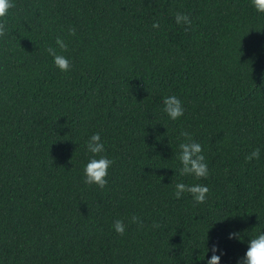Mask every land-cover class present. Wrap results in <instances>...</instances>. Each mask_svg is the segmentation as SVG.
Here are the masks:
<instances>
[{"label": "trees", "instance_id": "1", "mask_svg": "<svg viewBox=\"0 0 264 264\" xmlns=\"http://www.w3.org/2000/svg\"><path fill=\"white\" fill-rule=\"evenodd\" d=\"M13 3L0 36V264H207L213 246L237 264L264 232V13L252 0ZM172 95L185 109L175 121ZM185 131L207 177L180 174ZM96 133L114 161L104 188L84 182ZM177 183L206 185L207 199H177Z\"/></svg>", "mask_w": 264, "mask_h": 264}, {"label": "clouds", "instance_id": "2", "mask_svg": "<svg viewBox=\"0 0 264 264\" xmlns=\"http://www.w3.org/2000/svg\"><path fill=\"white\" fill-rule=\"evenodd\" d=\"M15 5L13 0H0V36H4L7 32V25L3 18L7 17L9 10ZM252 6L257 13H264V0H252ZM175 21L180 25H191V19L187 14L177 12L175 14ZM153 28H159V23H153ZM56 44L60 48H66L65 42L62 38L57 37ZM49 54L53 56L54 64L61 72H68L71 68L70 61L63 55H57L52 48L48 49ZM163 111L167 116L175 121L180 119L185 112L181 100L175 95L166 96L163 100ZM181 135L187 139L188 142L181 143L179 160L182 167L180 174L182 176H195L197 179L207 177L209 175L208 165L205 162V156L202 152V146L191 140L188 132H182ZM86 148L91 153V158L84 166V182L88 185H96L100 188L106 187L109 175V169L112 167L114 161L106 154L105 144L101 139L99 133L91 135L87 142ZM261 151L259 148L253 150L246 159L248 161L259 160ZM175 196L179 199L183 193L191 194L196 203H204L207 199L209 188L203 184L186 185L184 183H177L175 185ZM131 223L143 226V221L140 217L133 215ZM113 230L123 236L126 232V224L123 219H116L112 225ZM229 239H241L239 233L233 232L229 234ZM209 251V249H208ZM211 259L207 260V264H221V255L217 254L219 248L213 246L211 249ZM237 264H264V232H260L248 241V248L243 258L237 261Z\"/></svg>", "mask_w": 264, "mask_h": 264}]
</instances>
